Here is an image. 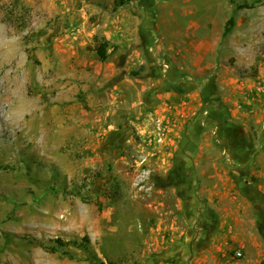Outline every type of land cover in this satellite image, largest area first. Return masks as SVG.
<instances>
[{"label": "rangeland", "instance_id": "1", "mask_svg": "<svg viewBox=\"0 0 264 264\" xmlns=\"http://www.w3.org/2000/svg\"><path fill=\"white\" fill-rule=\"evenodd\" d=\"M135 7L148 27L157 16L160 42L178 28L204 31L199 43L212 68L197 79L199 109L207 98L210 106L225 99L221 116L230 124L260 120L264 132L257 96L264 94V0H137ZM53 11V0H0L2 43L13 48L0 62V80L23 75L28 102L14 127L0 122V264H153L178 242L183 222L176 163L182 140L177 135L171 144L170 135L176 119L186 130L198 112L183 111L187 99H163L162 92L155 96L161 107L145 105L157 88L142 69L125 82L95 80L92 58L79 63L55 29L62 20ZM182 38L171 41L186 43ZM144 85L149 90L141 92ZM197 140L193 168L206 173L202 184L211 185L214 174L226 183L230 164L218 138L204 133ZM256 153L251 178L264 195L262 138ZM58 240H77L89 251L68 245L53 252ZM229 254L227 264H234L235 252Z\"/></svg>", "mask_w": 264, "mask_h": 264}, {"label": "crops", "instance_id": "2", "mask_svg": "<svg viewBox=\"0 0 264 264\" xmlns=\"http://www.w3.org/2000/svg\"><path fill=\"white\" fill-rule=\"evenodd\" d=\"M53 1L54 15L62 20L55 29L62 34V42L71 49L79 63L82 61L86 66L92 58L90 63L94 65L95 80L103 77L120 81L124 77L125 82L128 80L126 75L134 68L142 69L140 73H149L150 82L157 88L155 94L146 95L145 105L158 103L156 107H161L162 99L155 96L162 92L158 94L163 99H187L188 104L183 111L198 112L186 130L185 123L176 119L177 129L170 135L171 144L175 143L177 135L182 140L179 144L183 148L180 163L185 165L181 181L185 193L182 196L183 222L178 242L166 247L153 264H227L230 250L235 252L234 255L238 252L243 255L234 264H264L263 187L257 188L251 178L254 172L252 165L259 157L257 143L260 138L264 141V132L259 128L260 120L245 119L249 122L247 128L240 125L236 128L230 124L227 114L221 116L222 107H226L223 106L225 99L218 98L210 106L207 98L203 108L199 109L201 80L197 79H203L212 68V64L206 61L208 49L199 43L201 30L190 31L189 27L188 34H181L182 30L178 28L174 30L176 35L160 42L157 16L149 27L144 25L142 10L135 7L136 1L119 8H115V0ZM184 36L186 43L184 40L171 41V37L181 39ZM102 41L110 44L105 62L97 57L95 51L88 49ZM139 90L146 92L149 86L144 85ZM257 96L264 109V94ZM204 133H212L218 138L222 157L230 164L226 183L214 174L211 185H203L206 173H195L193 160H199L194 158L197 139ZM187 177L190 178L185 183Z\"/></svg>", "mask_w": 264, "mask_h": 264}, {"label": "bare ground", "instance_id": "3", "mask_svg": "<svg viewBox=\"0 0 264 264\" xmlns=\"http://www.w3.org/2000/svg\"><path fill=\"white\" fill-rule=\"evenodd\" d=\"M3 41L0 33V62L3 61L2 59L4 57H8L9 59L13 57V52L11 50L13 48L9 44H3ZM23 79V75L15 74L14 77H11L9 73V77L4 76L0 80V86L2 87H0V122H2L3 128L5 126L9 128L14 127L16 124L15 119L18 117V114L22 113V115H24V113L26 114L28 111V102L24 96L21 97L20 93Z\"/></svg>", "mask_w": 264, "mask_h": 264}, {"label": "trees", "instance_id": "4", "mask_svg": "<svg viewBox=\"0 0 264 264\" xmlns=\"http://www.w3.org/2000/svg\"><path fill=\"white\" fill-rule=\"evenodd\" d=\"M133 1H137V0H116L115 1V6L116 8L122 7L126 4H129ZM235 25V18L232 17L227 21V25L225 27V31H224V35H228L231 32V27ZM110 47V44L108 42L102 41L99 44H97L94 48L93 51L96 52L97 57L101 60V61H106L108 59V49ZM87 241V244L89 243L87 239H85ZM57 247H53L51 248V250L53 252L57 251L58 248H64L67 247L68 245H73L75 247H79V248H84V250L86 252L89 251V249L85 246L82 245L81 243H79L77 240L76 241H68V242H64L62 240H58L57 242ZM89 260H91L89 258ZM104 264V263H101Z\"/></svg>", "mask_w": 264, "mask_h": 264}, {"label": "flooded vegetation", "instance_id": "5", "mask_svg": "<svg viewBox=\"0 0 264 264\" xmlns=\"http://www.w3.org/2000/svg\"><path fill=\"white\" fill-rule=\"evenodd\" d=\"M180 159H181V156L177 157V165H178V168H179L178 169V174L181 173V175H182V169L185 168V165H183L184 163L182 164V162L180 163ZM180 177H182V176H180Z\"/></svg>", "mask_w": 264, "mask_h": 264}, {"label": "built area", "instance_id": "6", "mask_svg": "<svg viewBox=\"0 0 264 264\" xmlns=\"http://www.w3.org/2000/svg\"><path fill=\"white\" fill-rule=\"evenodd\" d=\"M162 139H160V141H161ZM236 257H237V259L238 258H242L243 257V255H242V253L241 252H238L237 254H236ZM169 264H174L173 262H170Z\"/></svg>", "mask_w": 264, "mask_h": 264}]
</instances>
